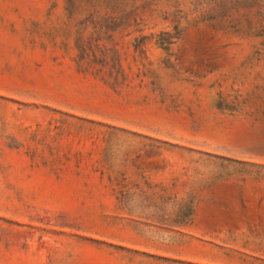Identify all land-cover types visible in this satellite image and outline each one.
<instances>
[{
	"label": "rangeland",
	"instance_id": "1",
	"mask_svg": "<svg viewBox=\"0 0 264 264\" xmlns=\"http://www.w3.org/2000/svg\"><path fill=\"white\" fill-rule=\"evenodd\" d=\"M0 264H264V0H0Z\"/></svg>",
	"mask_w": 264,
	"mask_h": 264
}]
</instances>
